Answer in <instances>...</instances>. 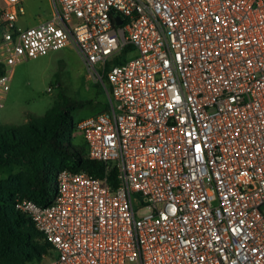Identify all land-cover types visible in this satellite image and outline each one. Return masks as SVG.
Masks as SVG:
<instances>
[{"label":"built area","instance_id":"1","mask_svg":"<svg viewBox=\"0 0 264 264\" xmlns=\"http://www.w3.org/2000/svg\"><path fill=\"white\" fill-rule=\"evenodd\" d=\"M53 6L21 30V0H2L0 108L16 66L74 48L106 75L108 109L75 130L106 173L17 202L50 245L38 264H264V0Z\"/></svg>","mask_w":264,"mask_h":264},{"label":"trees","instance_id":"2","mask_svg":"<svg viewBox=\"0 0 264 264\" xmlns=\"http://www.w3.org/2000/svg\"><path fill=\"white\" fill-rule=\"evenodd\" d=\"M102 80L107 82L106 75ZM88 104L62 94L43 117H29L27 124L15 128L0 124V166L27 168L26 174L12 175L0 186V264H38L50 249L31 218L16 209L18 201L29 199L41 207L53 204L58 175L64 170L105 176V164L88 158L84 142L74 145L73 113ZM116 175L112 170L114 185Z\"/></svg>","mask_w":264,"mask_h":264},{"label":"rangeland","instance_id":"3","mask_svg":"<svg viewBox=\"0 0 264 264\" xmlns=\"http://www.w3.org/2000/svg\"><path fill=\"white\" fill-rule=\"evenodd\" d=\"M25 3L30 5V11L19 16L17 27L21 30L36 26L39 20L51 13L48 0H26ZM62 94L73 100L89 102L85 108L73 113L75 122L108 109L107 83L103 84L101 79L91 76L79 53L68 47L29 59L15 67L12 87L5 95L4 107L0 108V124L15 128L27 124L29 117H43ZM82 143L83 135L75 133L74 145ZM26 172L27 168L23 166H0V186L10 176ZM49 253L48 250L41 261Z\"/></svg>","mask_w":264,"mask_h":264},{"label":"crops","instance_id":"4","mask_svg":"<svg viewBox=\"0 0 264 264\" xmlns=\"http://www.w3.org/2000/svg\"><path fill=\"white\" fill-rule=\"evenodd\" d=\"M25 1L26 0H21V7L23 9V13L21 15H24V13L26 14V12L28 10L30 11V5L27 4V3H25ZM1 6H2V0H0V8H1ZM48 7H50V9H51V13L49 14V16L47 18L39 20V22H37L36 26L39 25V24H41V23H43V22H45V21H47V20H49L52 17V15H53V8H54V6H53V0H48Z\"/></svg>","mask_w":264,"mask_h":264},{"label":"water","instance_id":"5","mask_svg":"<svg viewBox=\"0 0 264 264\" xmlns=\"http://www.w3.org/2000/svg\"><path fill=\"white\" fill-rule=\"evenodd\" d=\"M117 23H118V24H121V22H120V21H118ZM101 81H102V83L104 84L103 80H101Z\"/></svg>","mask_w":264,"mask_h":264}]
</instances>
